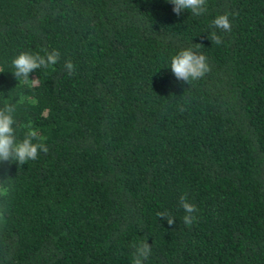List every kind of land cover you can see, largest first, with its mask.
<instances>
[{"label": "trees", "instance_id": "trees-1", "mask_svg": "<svg viewBox=\"0 0 264 264\" xmlns=\"http://www.w3.org/2000/svg\"><path fill=\"white\" fill-rule=\"evenodd\" d=\"M173 7L0 0V108L15 103L18 139L34 129L48 148L0 164V264H132L146 238L145 264H264V0ZM221 14L230 32L212 27ZM193 44L210 71L188 84L169 66ZM45 50L58 63L19 82L13 58Z\"/></svg>", "mask_w": 264, "mask_h": 264}, {"label": "clouds", "instance_id": "clouds-1", "mask_svg": "<svg viewBox=\"0 0 264 264\" xmlns=\"http://www.w3.org/2000/svg\"><path fill=\"white\" fill-rule=\"evenodd\" d=\"M169 2L174 5L172 11L176 15H180L184 10L190 11L196 16L202 15L207 11L206 0H169ZM212 27L223 32H230L232 25L228 14L216 16L212 21ZM211 40L217 45L223 43L222 38L216 32L212 33ZM193 45L194 47L182 49L173 55L169 66L177 80L188 84L202 79L210 71L206 56L198 51L203 45ZM59 59L60 54L57 50H45L44 55L21 52L12 60V66L15 69L12 74L19 82H27L30 80V73L42 67L48 68L55 65ZM64 66L69 74L75 71V66L70 60L66 61ZM31 81L35 83L36 79ZM16 109L17 105L11 102L5 103L0 108V164L15 162L22 166L30 160L37 159L40 152L47 153L48 148L42 142L44 138L34 129H29L24 134L23 139H18L15 127L17 124L15 119ZM9 179L0 180V197L5 200L12 188V185L8 182ZM179 203L186 213L183 217L184 223L191 225L196 219L193 215L197 211L196 206L188 201L187 194L180 197ZM5 211L6 209L0 206V220H3ZM157 216L166 219L169 225L175 223L174 218L166 211L158 212ZM132 247L134 249L132 264H145L152 251L151 244L147 242V238L139 244H133Z\"/></svg>", "mask_w": 264, "mask_h": 264}]
</instances>
